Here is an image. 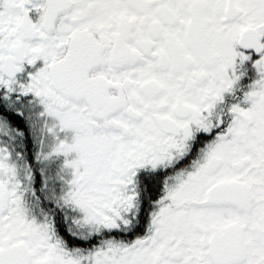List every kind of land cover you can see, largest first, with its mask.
Segmentation results:
<instances>
[{
    "label": "snow or ice",
    "instance_id": "obj_1",
    "mask_svg": "<svg viewBox=\"0 0 264 264\" xmlns=\"http://www.w3.org/2000/svg\"><path fill=\"white\" fill-rule=\"evenodd\" d=\"M0 264H264V0H0Z\"/></svg>",
    "mask_w": 264,
    "mask_h": 264
}]
</instances>
